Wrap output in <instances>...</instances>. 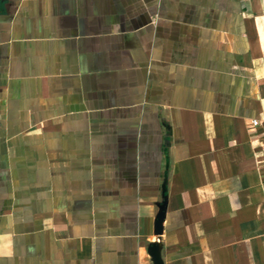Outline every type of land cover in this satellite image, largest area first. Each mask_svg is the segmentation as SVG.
Returning a JSON list of instances; mask_svg holds the SVG:
<instances>
[{
    "label": "crops",
    "instance_id": "1",
    "mask_svg": "<svg viewBox=\"0 0 264 264\" xmlns=\"http://www.w3.org/2000/svg\"><path fill=\"white\" fill-rule=\"evenodd\" d=\"M154 257L264 264V0H0V264Z\"/></svg>",
    "mask_w": 264,
    "mask_h": 264
},
{
    "label": "water",
    "instance_id": "2",
    "mask_svg": "<svg viewBox=\"0 0 264 264\" xmlns=\"http://www.w3.org/2000/svg\"><path fill=\"white\" fill-rule=\"evenodd\" d=\"M154 263L155 264H161L160 261H159V259L157 257H154Z\"/></svg>",
    "mask_w": 264,
    "mask_h": 264
},
{
    "label": "built area",
    "instance_id": "3",
    "mask_svg": "<svg viewBox=\"0 0 264 264\" xmlns=\"http://www.w3.org/2000/svg\"><path fill=\"white\" fill-rule=\"evenodd\" d=\"M257 124H258L257 121H252V126L255 127V126H257Z\"/></svg>",
    "mask_w": 264,
    "mask_h": 264
}]
</instances>
